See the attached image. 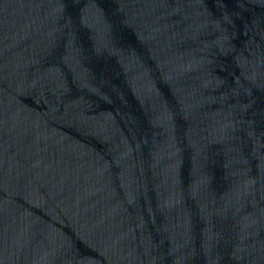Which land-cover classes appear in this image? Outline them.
Listing matches in <instances>:
<instances>
[{
	"label": "water",
	"instance_id": "obj_1",
	"mask_svg": "<svg viewBox=\"0 0 264 264\" xmlns=\"http://www.w3.org/2000/svg\"><path fill=\"white\" fill-rule=\"evenodd\" d=\"M0 264H264V0H0Z\"/></svg>",
	"mask_w": 264,
	"mask_h": 264
}]
</instances>
